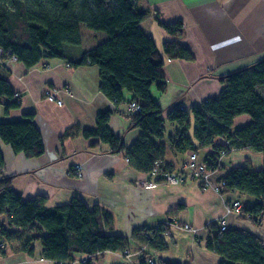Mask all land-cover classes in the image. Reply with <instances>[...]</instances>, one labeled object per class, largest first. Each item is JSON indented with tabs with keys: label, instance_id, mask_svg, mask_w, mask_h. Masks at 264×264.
<instances>
[{
	"label": "trees",
	"instance_id": "obj_1",
	"mask_svg": "<svg viewBox=\"0 0 264 264\" xmlns=\"http://www.w3.org/2000/svg\"><path fill=\"white\" fill-rule=\"evenodd\" d=\"M148 13L133 0H0V65L15 59L32 67L43 59H66L69 65L92 64L98 67L101 91L115 103L124 100V92L133 94L141 106L130 116L129 128H140L139 138L127 148L123 137L109 126L111 110L101 111L96 127L82 131L85 137H96L109 145L113 153H125L136 170L151 173L172 171L162 164L166 146L158 142L164 136L166 121L178 124L172 137L173 146L180 152L213 147L205 161L211 169L219 167L222 192L239 191L257 198L253 205L243 207L241 217L260 224L264 217V164L253 169L250 164L228 169L217 160L236 150H252L264 156V57L256 63L220 77L224 87L217 97L207 98L190 109L173 107L163 116L164 109L151 94L153 85L160 92L167 90L163 73L164 57L154 39L145 33L141 22ZM165 30L177 37L183 35L181 21L161 22ZM83 28L99 32L103 39L72 58L70 49L82 45ZM163 52L168 58L194 60L193 51L176 40L165 41ZM129 102V103H130ZM21 96L10 81L0 75V106L8 114L19 108ZM247 114L250 121L234 127L237 116ZM28 120L0 122V137L16 153L38 157L45 151L40 130L33 113ZM193 124V125H192ZM193 129V135L189 130ZM72 127L62 138L79 132ZM220 137L223 142L217 143ZM195 139V140H194ZM197 141V142H195ZM4 165L0 152V170ZM47 196L38 194L24 199L12 185V178L0 175V213L7 224L0 225V254L9 250L31 257L36 254V242L42 246L41 258L58 264H70L76 253L89 256L105 251L126 253L131 242L147 251L139 255L136 264L148 262L150 251L168 249L165 222L156 226H137L131 237L107 234L113 216L100 205L89 206L82 198L47 207ZM180 204L169 215L183 209ZM205 247L221 256L219 264H264V239L240 227L219 230L218 223L207 225ZM85 264H91L88 260ZM157 264H183L161 260Z\"/></svg>",
	"mask_w": 264,
	"mask_h": 264
},
{
	"label": "crops",
	"instance_id": "obj_2",
	"mask_svg": "<svg viewBox=\"0 0 264 264\" xmlns=\"http://www.w3.org/2000/svg\"><path fill=\"white\" fill-rule=\"evenodd\" d=\"M148 13L141 22L146 34L157 44L164 57L163 73L167 90L151 88L154 100L165 110L173 107L190 109L205 99L217 97L224 84L220 77L248 67L264 57V0H133ZM181 21L183 35L177 37L165 30L161 22ZM99 36V39H103ZM176 40L187 45L195 59L168 58L163 52L165 41ZM72 58L82 55L84 49L69 50ZM0 75L6 77L21 96L19 108L8 114L0 106V122L28 120L27 113L34 114V122L41 132L45 151L41 156L28 158L16 153L0 137V152L4 165L1 175L12 178V185L24 199L38 194L46 195L47 207L64 204L72 197L82 198L89 206L100 205L113 216L107 234L131 237L137 226H156L165 222L168 227V249L150 254L164 261L183 264H219L221 256L205 247L207 225L224 218L227 227L247 229L264 239V217L260 224L241 217L227 208L233 200L240 199L243 207L253 205L257 198L239 191L218 192L203 187L196 180L171 184L154 171L144 173L132 167L125 153H113L108 144L96 137H85V129L96 127V117L101 111L111 110L110 128L123 137L129 148L141 133L131 124L128 104L133 94L124 92V100L115 103L100 89L97 66L92 64L69 65L66 59H43L32 67L18 60L7 59L0 65ZM55 92L59 105L47 98ZM250 121L247 114L234 120V127ZM168 122V125H167ZM193 125V124H192ZM166 130L158 142L166 146L162 164L171 170H181L190 150L180 152L173 146L172 137L178 124L166 121ZM79 132L62 138L69 128ZM193 135V129L189 130ZM195 140V139H194ZM197 142V141H195ZM217 143L223 142L218 137ZM213 152L209 146L199 150L203 160ZM223 166L250 164L261 169L264 156L252 150L232 151L224 159ZM223 173V172H222ZM184 208L168 214L178 205ZM7 224L6 215L0 213V225ZM198 228L201 242L195 241L190 231L182 225ZM36 254L8 251L0 254V264H58L41 258L42 246L36 242ZM141 248L131 242L130 253L105 251L92 257L91 264H136ZM89 255L76 253L72 264H84Z\"/></svg>",
	"mask_w": 264,
	"mask_h": 264
},
{
	"label": "built area",
	"instance_id": "obj_3",
	"mask_svg": "<svg viewBox=\"0 0 264 264\" xmlns=\"http://www.w3.org/2000/svg\"><path fill=\"white\" fill-rule=\"evenodd\" d=\"M1 51V49H0ZM12 60H15L14 58ZM47 98L51 101L57 102L59 105L63 103L62 99H57L55 92L49 91L47 93ZM129 112L132 114L137 113L140 111L141 106L136 103L135 101L130 102L128 105ZM226 156V152L222 151L221 154L218 157L217 163L222 164V158ZM1 171V170H0ZM155 172L159 175V177H163L166 182L175 184V183H182L185 182L188 179H195L200 184H202L203 187H211L215 189L218 192H222L223 184L224 182L222 180H218V172L219 167L211 169L208 167L207 162L205 159H200L199 153L194 150H190L189 155L182 167L181 170L178 171H166V172H160L155 170ZM1 175V173H0ZM228 212H235L238 215L242 212V202L240 199L233 200L232 203L227 208ZM219 230H225L227 228V223L224 218H221L218 221ZM185 229L188 231L193 232V234L198 233V228L185 224ZM1 247L3 244L0 245ZM128 253V251H127ZM148 262L157 264V257L150 256L148 259ZM72 264V263H70Z\"/></svg>",
	"mask_w": 264,
	"mask_h": 264
},
{
	"label": "rangeland",
	"instance_id": "obj_4",
	"mask_svg": "<svg viewBox=\"0 0 264 264\" xmlns=\"http://www.w3.org/2000/svg\"><path fill=\"white\" fill-rule=\"evenodd\" d=\"M99 36L100 37H102L103 35L102 34H100L99 35V32H94V31H91V30H88V29H86V28H83V32H82V37H83V43H82V45H79V46H76V47H74V48H76V49H85L86 47H88V46H90V45H93L94 43H96V42H98L99 41ZM129 105V104H128ZM129 110V109H128ZM130 113V116L131 115H133L131 112H129ZM167 125H168V122H167ZM227 156V155H226ZM225 156V157H226ZM224 157V158H225ZM224 158H222V165L224 164ZM201 159V158H200ZM205 159V158H204ZM222 174V172H220V170H219V172H218V174H217V176H218V180H220V175ZM188 180H195V179H188ZM188 180H186V182L188 181ZM197 181V180H196ZM202 185V184H201ZM242 209H243V205H242ZM235 213V212H234ZM237 214V213H236ZM240 215V214H239ZM210 224V223H209ZM208 224V225H209ZM183 226V228H184V226H185V224L184 225H182ZM185 229V228H184ZM187 230V229H186ZM207 230V229H206ZM191 232V231H190ZM208 233V232H207ZM191 234L193 235V237H194V239H195V241H197V242H201V237H199V234L197 233V234H193V232H191ZM141 248H143V250L141 251V253L142 252H145V251H147V249H145L144 247H141ZM151 252V251H150ZM127 253V252H126ZM130 253V249L128 250V254ZM140 255V254H139ZM94 256V255H93ZM93 256H89L90 258H88V259H84L83 260V263L85 264L88 260H91V262H92V257ZM150 256H152L151 254L149 255V257ZM149 257L147 258V260L149 259ZM161 260L160 259H158L157 258V262L159 263Z\"/></svg>",
	"mask_w": 264,
	"mask_h": 264
}]
</instances>
